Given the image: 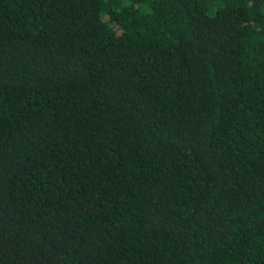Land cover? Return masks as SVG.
Here are the masks:
<instances>
[{
	"label": "trees",
	"instance_id": "16d2710c",
	"mask_svg": "<svg viewBox=\"0 0 264 264\" xmlns=\"http://www.w3.org/2000/svg\"><path fill=\"white\" fill-rule=\"evenodd\" d=\"M0 264H264V0H0Z\"/></svg>",
	"mask_w": 264,
	"mask_h": 264
}]
</instances>
